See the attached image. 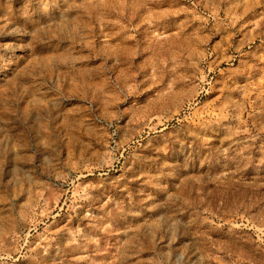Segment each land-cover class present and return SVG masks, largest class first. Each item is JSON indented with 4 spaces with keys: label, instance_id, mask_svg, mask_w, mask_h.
Listing matches in <instances>:
<instances>
[{
    "label": "rangeland",
    "instance_id": "obj_1",
    "mask_svg": "<svg viewBox=\"0 0 264 264\" xmlns=\"http://www.w3.org/2000/svg\"><path fill=\"white\" fill-rule=\"evenodd\" d=\"M0 264H264V0H0Z\"/></svg>",
    "mask_w": 264,
    "mask_h": 264
}]
</instances>
